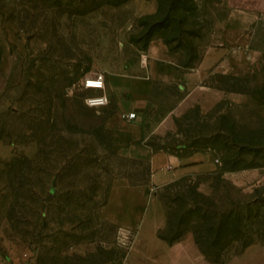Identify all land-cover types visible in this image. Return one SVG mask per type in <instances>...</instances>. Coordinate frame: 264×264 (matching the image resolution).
<instances>
[{"label":"rangeland","instance_id":"rangeland-1","mask_svg":"<svg viewBox=\"0 0 264 264\" xmlns=\"http://www.w3.org/2000/svg\"><path fill=\"white\" fill-rule=\"evenodd\" d=\"M83 1L0 0V264H125L120 217L133 221L143 185L158 184L144 145L204 150L218 169L209 187L185 174L152 188L164 233H189L221 260L244 240L264 242V0H122L70 12ZM202 55L197 84L149 78L134 109L122 90L120 108L136 116L120 117L107 76L148 60L192 67ZM98 71L109 102L87 105L100 91L82 81ZM227 169L246 194L221 176ZM214 211L231 212L236 239L218 231L226 222L200 218Z\"/></svg>","mask_w":264,"mask_h":264},{"label":"crops","instance_id":"crops-1","mask_svg":"<svg viewBox=\"0 0 264 264\" xmlns=\"http://www.w3.org/2000/svg\"><path fill=\"white\" fill-rule=\"evenodd\" d=\"M208 58V55H202L199 60L200 66L197 58L192 67H183L174 62L148 60L143 70L138 69V65L135 64L137 71L134 74L131 71H125V73L118 71L116 74L107 76L106 91L112 97V102L119 107V110H122L120 93L126 89L125 95L130 97L127 101L128 107L134 109L145 99L150 89L149 78L159 76L181 86L197 84L198 79L203 75V68L200 67L208 61ZM108 118L107 121L110 120ZM144 146V151L150 153L148 162L153 183H168L177 176L187 174L193 176L196 183L199 182L204 187L208 186V176L218 170L217 165L212 161L211 154L204 150L189 149L183 144L177 150H152L150 145ZM244 170L240 171L244 172ZM235 171L234 169L224 170L221 176H226V179H228L227 176H234L231 182L235 183L239 190L236 188L237 193L242 196L246 194L244 191L246 189L240 187L242 183L239 179L242 178L240 173ZM158 184L150 183L147 184L148 187L143 185L144 195L138 197V210L133 221L129 223L123 215L120 217L124 219L120 221V227L128 230L130 234L124 253L125 264H264V242L261 241L249 242L240 251L230 254L222 262H211L200 252L189 233L183 234L172 242L162 239L158 235V229L165 226L166 215L161 201L152 189ZM137 187L126 186L127 189ZM149 188L150 192H148ZM134 198L124 197L122 204L132 203ZM115 217L119 218L118 212Z\"/></svg>","mask_w":264,"mask_h":264},{"label":"trees","instance_id":"trees-1","mask_svg":"<svg viewBox=\"0 0 264 264\" xmlns=\"http://www.w3.org/2000/svg\"><path fill=\"white\" fill-rule=\"evenodd\" d=\"M120 2H122V0H85V1H83L82 2V5L81 6H79V7H75V8H73L70 12L72 13H78V14H81V13H84V12H87V11H89V10H91V9H93V8H95L96 6H98V5H100V4H103V3H106V4H117V3H120ZM230 213L231 212H229V211H221V212H219V211H214L211 215H209V214H205V213H202L201 214V216H200V218L201 219H203V220H209L210 218H213V219H215L216 221H218V223L220 222V221H224V222H226V225L223 227V225L222 224H220V226H219V228H218V231L220 230V229H222L223 230V232H224V234H229V232H230V235L229 236H231L232 234H234V232H236V224H234L231 220H230ZM167 218H166V224H165V226L163 227V228H160V229H158V235L162 238V239H164V240H166L167 242H172V241H174V240H176V239H178V238H180V236H182V235H180V234H173V235H167L166 233H164L163 232V230H164V228L167 226ZM227 224H229V227H227ZM229 228V232H227V229ZM205 229V232H208L207 230H206V228H204ZM217 231V232H218ZM216 233V232H215ZM214 233V234H215ZM236 237H237V234L236 235H232V240H234V239H236ZM194 239V238H193ZM194 242L196 243V241L194 240ZM249 242H251V240L250 239H247V240H244L240 245H241V248H240V250L246 245V244H248ZM226 244H228V243H226ZM196 245H197V243H196ZM198 249L200 250V252L204 255V257L206 258V259H208L209 261H211V262H222L223 260H221V259H218L217 257H215L214 255V252L213 251H211V249L210 248H208V249H204L203 247H202V245L200 244V242L198 241Z\"/></svg>","mask_w":264,"mask_h":264},{"label":"built area","instance_id":"built-area-1","mask_svg":"<svg viewBox=\"0 0 264 264\" xmlns=\"http://www.w3.org/2000/svg\"><path fill=\"white\" fill-rule=\"evenodd\" d=\"M93 80V81H90ZM93 84V85H91ZM95 84V85H94ZM82 87L85 89H98L100 92L97 94H89L85 95L83 98V102L87 105H103L107 104L109 102V98L107 95L103 92V73L101 71H98L92 75H88L83 78L82 81ZM119 115L121 118L126 119V120H131L135 118L136 114L135 111L133 110H127L119 111ZM215 160H217L215 158Z\"/></svg>","mask_w":264,"mask_h":264},{"label":"bare ground","instance_id":"bare-ground-1","mask_svg":"<svg viewBox=\"0 0 264 264\" xmlns=\"http://www.w3.org/2000/svg\"><path fill=\"white\" fill-rule=\"evenodd\" d=\"M90 81H93V80H90ZM91 85H93V84H91ZM95 85V84H94ZM103 87H104V82H103Z\"/></svg>","mask_w":264,"mask_h":264}]
</instances>
